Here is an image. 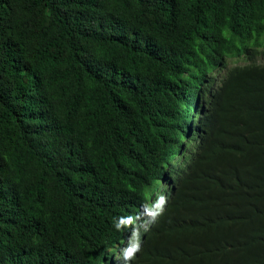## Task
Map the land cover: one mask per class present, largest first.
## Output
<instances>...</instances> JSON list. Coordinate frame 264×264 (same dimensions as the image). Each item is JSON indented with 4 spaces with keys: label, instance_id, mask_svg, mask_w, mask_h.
<instances>
[{
    "label": "trees",
    "instance_id": "obj_1",
    "mask_svg": "<svg viewBox=\"0 0 264 264\" xmlns=\"http://www.w3.org/2000/svg\"><path fill=\"white\" fill-rule=\"evenodd\" d=\"M263 58L264 0H0V264H264Z\"/></svg>",
    "mask_w": 264,
    "mask_h": 264
},
{
    "label": "rangeland",
    "instance_id": "obj_2",
    "mask_svg": "<svg viewBox=\"0 0 264 264\" xmlns=\"http://www.w3.org/2000/svg\"><path fill=\"white\" fill-rule=\"evenodd\" d=\"M261 60V57H259L258 61L260 62ZM264 60V58H263ZM246 63L245 60L243 59H228L227 60V67L228 68H231V67H234V66H241V65H244ZM224 69H220L217 73H218V76L222 77V75L224 74ZM163 186H164V183H162L159 188L160 189H163ZM158 199V198H157Z\"/></svg>",
    "mask_w": 264,
    "mask_h": 264
},
{
    "label": "clouds",
    "instance_id": "obj_3",
    "mask_svg": "<svg viewBox=\"0 0 264 264\" xmlns=\"http://www.w3.org/2000/svg\"><path fill=\"white\" fill-rule=\"evenodd\" d=\"M133 257V252L131 250H126L124 252V258L125 260H130Z\"/></svg>",
    "mask_w": 264,
    "mask_h": 264
}]
</instances>
